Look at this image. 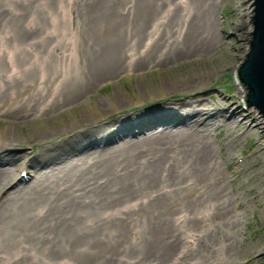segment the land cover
I'll list each match as a JSON object with an SVG mask.
<instances>
[{
    "label": "bare ground",
    "instance_id": "1",
    "mask_svg": "<svg viewBox=\"0 0 264 264\" xmlns=\"http://www.w3.org/2000/svg\"><path fill=\"white\" fill-rule=\"evenodd\" d=\"M220 1L77 0L79 15H112L115 9L123 16L117 33L105 26L98 39L121 40L127 53L117 59L115 47L113 62H93L92 76L102 69L104 76L118 70L126 75L136 70L139 77L171 72L193 58L211 67L226 53L218 36L223 24L214 14ZM46 9L40 14L44 10L47 15ZM10 13L9 8L3 11ZM105 50L103 45L90 48L91 53ZM56 72L60 79L46 96L31 100L34 105L20 103L19 96L12 99L14 107L0 108L7 123L0 131V264H211L229 252L241 191L234 186L227 192L222 185L224 172L210 136L217 138L224 129L218 141L225 144V156H233L239 137L232 130L239 111L228 101L220 107L211 94L192 90L162 98L167 90H190L210 74L165 80L156 91L162 96L150 99H159L157 111L139 103L142 109L134 116L122 113L125 117L116 126L114 118L103 116L108 109L115 115L126 109L125 101L115 96L112 104L83 111L72 127L37 131L25 144L31 150L27 153L15 133L18 123L31 118L43 125L48 116L64 114L76 103L77 92L62 96V90L74 85L67 83V72ZM79 79L80 90L90 87L89 75L80 72ZM245 118L258 122L248 111ZM133 129L136 134H128ZM254 129L259 131L256 142L241 162L264 156V129L260 124ZM56 136L65 140L43 148L32 163L35 146ZM56 160L59 165L48 169ZM17 170L18 175L25 172L22 178L15 177ZM234 180L227 183L234 185ZM260 193L264 196V190Z\"/></svg>",
    "mask_w": 264,
    "mask_h": 264
},
{
    "label": "rangeland",
    "instance_id": "2",
    "mask_svg": "<svg viewBox=\"0 0 264 264\" xmlns=\"http://www.w3.org/2000/svg\"><path fill=\"white\" fill-rule=\"evenodd\" d=\"M252 2L253 0H224L220 1L219 6L214 10V14L223 24V30L218 31V36L222 38V49L226 53L218 55L215 62L210 63L211 67L210 65L205 67L203 63H199L196 58H193L187 63L175 65L171 72L153 71L139 77L136 70L129 72V75H126V71L118 70L117 74H114L115 76L108 74L104 76V69H102L99 76L94 77L91 74L93 62L104 63L108 60L113 62L111 54L115 51V47L119 48L116 50L117 59L121 60L122 56L127 53L125 48H122L121 40L106 38L103 43L98 39L99 33L105 29V26L107 29H114L112 32L119 31V23L123 16L117 15L115 9L112 15L85 17L79 15L81 7H78L77 0H20V2L0 0V108L8 110L14 107L16 103H12V99H18L19 96L22 98L20 103H25L24 100L28 104L31 100L37 101L38 97L46 96L52 89V82L60 79L57 78L59 73L56 71L61 68L67 72L65 77L67 83L69 86L71 83L74 85L62 90V96L68 98L77 92L76 103L74 102L68 110H65L64 114L52 118L48 116L43 125L28 118L16 126L15 133L22 140L21 146L25 147L26 150H24L29 153L31 150L25 144L32 135L42 128L59 130L66 124L72 127L75 125L74 122L80 120L83 111L89 112L92 107L101 103L109 104L110 102L112 104L115 96H118L122 101H125L123 107L126 109L118 110L116 115L109 114L111 110L108 109L105 112L108 115H103L107 119L114 118L116 126L118 125L116 121L119 123L117 119L125 117V114L122 113H132L130 115L134 116V111L139 112L137 110L142 109L141 104L143 103L146 104V108L157 111L160 105L157 104L159 99L153 102H150V99L162 96L156 94V91L163 87L165 80L170 82L186 76L192 78L209 73L210 76L204 83L196 84L190 90H167L162 98L167 100L172 97L173 99L192 90L197 93L211 94L212 100L219 103L220 107H224L223 101H228L239 111L234 119L236 127H233L232 130V135L239 137L238 148L233 156H225V144L221 140L218 141L225 135L224 129L220 130L217 138H214L212 133L210 136L216 152L215 158L220 162V168L224 172L222 185L227 192L234 191V186H236L239 192L241 191L239 202L242 203L235 211L234 220L237 219L239 223L233 224L232 232L235 233L230 238L229 252L223 251L219 260H215L211 264H264V196L260 193L261 190H264V156H253L247 159L248 162H241L249 155L250 151L252 152V147L256 142L258 134L256 131H259L254 129L255 124H260L264 129V118L260 113H257L256 108L243 106L241 99L246 92L242 94V88L234 75V70L237 68V64L242 62L248 51V42L251 41V35L248 34L252 31V24L248 19H251L253 12H248L253 9ZM44 6L49 11L47 15H44V10L43 15L40 14L45 8ZM6 8H9L12 13L3 15ZM20 12H22L21 15H12ZM101 45L106 47L102 53L90 52L92 46L99 49ZM69 53L73 54L70 59ZM129 54L133 53L129 52ZM82 68H86V71H82ZM186 71L189 72L185 73ZM80 72L90 77L91 85L88 89L80 90L82 86L81 79H79ZM34 103V101L30 103L29 107ZM246 111L253 113L258 122L255 123L252 119L245 118ZM6 128L7 123L0 117V131ZM155 128L161 131L157 125ZM136 130L133 129L128 134L135 135ZM124 133L127 134V131L124 130ZM64 137L56 136L48 141L51 143L35 146L32 163L36 162L34 159L39 158L43 148L51 144L59 145L62 143L60 142L62 139L65 140ZM115 140L118 139L115 138ZM17 147L19 146L17 145ZM221 154H224L225 159ZM58 156V158L61 157ZM50 163L48 169H54L59 165L56 164L57 160L55 164L51 163V165ZM19 170L15 172V177L20 178L22 173H25L22 171L18 175ZM248 172L250 176L249 179H246L244 177ZM233 179H235L234 185L227 183L228 180ZM244 202L246 209L242 208Z\"/></svg>",
    "mask_w": 264,
    "mask_h": 264
},
{
    "label": "water",
    "instance_id": "3",
    "mask_svg": "<svg viewBox=\"0 0 264 264\" xmlns=\"http://www.w3.org/2000/svg\"><path fill=\"white\" fill-rule=\"evenodd\" d=\"M251 4L253 9L248 12H253L251 19H248L252 24V31L248 34L251 41L234 75L240 87L246 90L241 99L243 106L256 108L264 118V0H253Z\"/></svg>",
    "mask_w": 264,
    "mask_h": 264
}]
</instances>
